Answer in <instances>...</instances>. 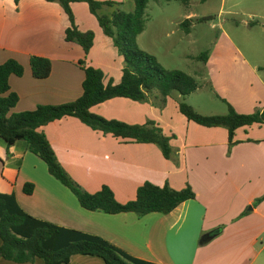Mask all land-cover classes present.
Listing matches in <instances>:
<instances>
[{"label":"crops","instance_id":"obj_1","mask_svg":"<svg viewBox=\"0 0 264 264\" xmlns=\"http://www.w3.org/2000/svg\"><path fill=\"white\" fill-rule=\"evenodd\" d=\"M116 1L121 7L128 0ZM243 1L251 6L245 11L251 19H242V23L257 31L260 41L251 43L247 56L244 50L248 44L234 41L230 34L233 30L220 23L198 76L207 80L216 99L236 112L246 113L264 107V0ZM69 6L76 28L93 33L86 53L77 43L63 39L68 20L57 2L0 0V63L13 58L22 66L20 75L9 74L7 78L8 90L17 95L9 111L73 100L81 93L83 64L99 68L103 83L119 80L122 57L111 39L102 33L84 1H71ZM193 17L187 8L176 20L184 35L189 34ZM168 18L165 15V22L171 21ZM147 19L145 16L135 40L162 65L165 61H160L162 55L155 46L160 43L163 28L148 27ZM228 21L237 24L234 17ZM164 49L168 51V45ZM30 54L49 59L47 76L31 75ZM175 97V93L166 96L160 107L122 96L89 107L104 118L137 124L153 121L168 136L172 149L169 158L163 157L154 143L102 134L70 115L38 127L61 167L88 192L105 184L117 201L124 202L134 197L135 188L144 181L156 185L166 182L175 189L187 183L194 197L170 211L137 216L131 211L85 209L48 173L45 163L24 148L22 141L6 145L1 137L0 192H11L16 203L34 217L97 234L136 257L156 263L264 264V198L253 202L264 192V122L234 128L235 142L227 149L226 128L186 119L177 109ZM25 182L32 184L28 194L22 191ZM218 224H222L218 234L202 238ZM0 264H42V260L35 257L30 262H14L0 257ZM61 264L104 263L96 255L74 253Z\"/></svg>","mask_w":264,"mask_h":264},{"label":"trees","instance_id":"obj_2","mask_svg":"<svg viewBox=\"0 0 264 264\" xmlns=\"http://www.w3.org/2000/svg\"><path fill=\"white\" fill-rule=\"evenodd\" d=\"M47 1L57 2L67 17L68 25L63 30V39L77 43L84 53L91 45L93 33L89 29L76 28L69 3L84 1L87 4L102 33L111 39L116 52L122 57L119 80L116 83L110 80L103 83V72L99 68L83 64L81 93L73 100L56 104H36L32 109L9 111L17 95L8 90L7 78L9 74L20 75L22 66L15 59L6 58L0 63V137L6 145L22 141L26 150L45 163L48 173L71 191L81 207L107 213L131 211L137 216L150 211L166 213L181 201L192 199L194 193L187 183L175 189L166 182L156 185L149 181L139 184L135 188L134 197L124 202L117 201L105 184H101L93 192H88L61 167L44 133L38 129L48 121L64 115L74 116L102 134L109 133L113 137L135 142L154 143L165 158H169L172 152L168 136L153 121L137 124L104 118L91 112L89 107L114 96L149 101L160 107L166 96L175 93L177 109L186 119L204 126L226 128L227 149L235 142L232 139L234 128L264 122V107L243 113L236 112L226 103V110L222 114H201L185 102V96L197 87L194 77L180 69L163 67L151 53L136 43L135 37L144 25L148 0H131L132 8L128 10L122 9L120 1L116 0ZM179 1L182 4L188 3V0ZM184 20L187 21L188 18ZM206 54L207 51L199 52L195 58L204 61ZM77 63L82 64V61ZM28 66L33 77L42 78L49 72L50 61L45 56L30 54ZM31 187V183L25 182L22 191L28 194ZM263 198L264 192L255 197L253 202ZM244 212L243 210L241 214ZM221 228L222 224H218L208 233L216 235ZM74 253L96 255L104 264H160L136 257L97 234L34 217L16 203L11 192H0L1 258L14 262H30L39 257L42 264H61L67 262Z\"/></svg>","mask_w":264,"mask_h":264},{"label":"rangeland","instance_id":"obj_3","mask_svg":"<svg viewBox=\"0 0 264 264\" xmlns=\"http://www.w3.org/2000/svg\"><path fill=\"white\" fill-rule=\"evenodd\" d=\"M188 4L189 6H185L179 0H148L145 7V16L148 17L146 25L163 28V33L159 36L160 43L155 46V51L159 50L162 55L160 61H165L162 65L180 69L194 77L197 88L185 98V102L189 105L190 103L197 105L196 110L192 108L201 114H222L226 110V105L215 98L207 80L203 81L198 76L203 71L202 61L194 56L199 52L208 51L218 33L217 28L220 23L225 28L230 27V31L233 30L230 34L234 41L240 40L241 43L248 44V48L244 51L247 56H250L251 43L260 41L257 31L247 29L242 23V19H251L245 14L251 6L248 7L249 2L243 0H188ZM121 8L131 9L132 1H126ZM187 8L194 17L189 22V34L184 35L182 27L176 23V20ZM227 10L233 13H228ZM165 15L171 19L170 22H165ZM199 17L204 18L198 20ZM230 17L237 20L236 25L228 21ZM165 31H167L166 35ZM183 36L188 37L182 39ZM164 45H168V51L164 49ZM183 53L192 55L190 56L192 58L184 56Z\"/></svg>","mask_w":264,"mask_h":264},{"label":"water","instance_id":"obj_4","mask_svg":"<svg viewBox=\"0 0 264 264\" xmlns=\"http://www.w3.org/2000/svg\"><path fill=\"white\" fill-rule=\"evenodd\" d=\"M211 237H212V234H210V233H204L203 236H202V238H204V239H209Z\"/></svg>","mask_w":264,"mask_h":264}]
</instances>
